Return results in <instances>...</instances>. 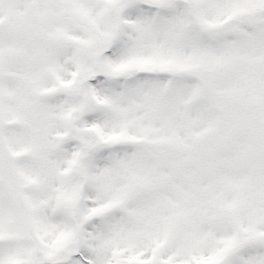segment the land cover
<instances>
[{
	"label": "snow or ice",
	"instance_id": "obj_1",
	"mask_svg": "<svg viewBox=\"0 0 264 264\" xmlns=\"http://www.w3.org/2000/svg\"><path fill=\"white\" fill-rule=\"evenodd\" d=\"M0 264H264V0H0Z\"/></svg>",
	"mask_w": 264,
	"mask_h": 264
}]
</instances>
